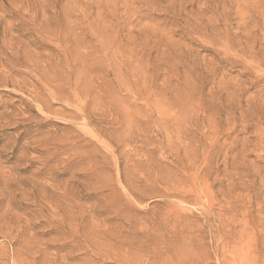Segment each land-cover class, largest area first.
I'll use <instances>...</instances> for the list:
<instances>
[{"label":"rangeland","instance_id":"obj_1","mask_svg":"<svg viewBox=\"0 0 264 264\" xmlns=\"http://www.w3.org/2000/svg\"><path fill=\"white\" fill-rule=\"evenodd\" d=\"M0 264H264V0H0Z\"/></svg>","mask_w":264,"mask_h":264}]
</instances>
